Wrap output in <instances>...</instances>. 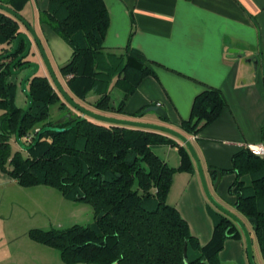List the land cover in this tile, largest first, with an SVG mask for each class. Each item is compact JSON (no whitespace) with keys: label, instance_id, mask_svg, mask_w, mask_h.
I'll list each match as a JSON object with an SVG mask.
<instances>
[{"label":"trees","instance_id":"trees-1","mask_svg":"<svg viewBox=\"0 0 264 264\" xmlns=\"http://www.w3.org/2000/svg\"><path fill=\"white\" fill-rule=\"evenodd\" d=\"M3 2L20 12L28 0ZM39 19L72 48L70 60L60 69L70 93L85 100L94 92L98 109L123 110L125 102L117 109L112 105L110 86L116 76L114 84L125 91L126 100L145 77L154 74L136 51L129 52L127 61L120 58L117 66L108 63L102 68L98 60L104 57L110 24L103 0H50ZM20 25L16 17L0 10V55L12 49ZM24 50L21 40L16 55L0 59V170L24 187L58 189L68 200L90 204L95 213L92 225L32 228L29 237L59 250L66 264H222L219 253L225 241L238 237L241 228L221 213L209 243L201 245L191 233L188 222L168 202L174 174L193 170L190 152L180 148L182 163L175 168L154 150L160 144L177 145L171 135L87 118L71 129L45 131L31 150L13 149L12 139L25 108L15 101L19 75L11 73L10 66ZM28 89L34 102L20 131L25 143L44 127L65 128L80 116L73 118L63 101L59 105L62 122L52 120L50 107L61 97L47 76L32 77ZM226 104L220 89L203 91L194 100L190 118L181 122V130L198 134L221 115ZM67 115L73 119H64ZM227 171L237 172L230 188L237 195L235 208L248 221L257 220L256 230L254 222H249L264 259V158L243 149L234 155L233 168L222 170ZM216 175L212 172L214 179ZM243 176L249 178L248 184Z\"/></svg>","mask_w":264,"mask_h":264},{"label":"crops","instance_id":"crops-1","mask_svg":"<svg viewBox=\"0 0 264 264\" xmlns=\"http://www.w3.org/2000/svg\"><path fill=\"white\" fill-rule=\"evenodd\" d=\"M103 1L110 24L103 43L104 57L98 60L100 65L120 62V58L125 62L129 52L136 51L154 70L126 100L125 91L114 84L118 77L114 78L110 86L112 105L117 109L125 102L116 117L166 125L186 135L200 157L212 194L221 204L234 209L237 195L230 188L237 172L222 170L233 168L234 155L247 144L264 140V0ZM49 2L28 0L19 13L34 25L40 22V10L46 9ZM21 26L20 30L26 32ZM231 48L243 53H230ZM210 88L222 91L226 107L198 134H187L180 124L190 118L196 96ZM155 104L166 109L169 121L153 112L135 116ZM174 139L177 145L160 144L154 150L159 149L156 152L177 168L182 163L180 148L187 147ZM189 160L193 170L174 174L168 202L179 210L200 244L205 245L212 239L216 219L222 212L209 203L190 153ZM209 168L222 172L217 187V175L214 179ZM3 176L11 179L0 170V183ZM243 178L248 184L249 178ZM175 188L178 194L172 198ZM4 199L0 189V264H66L59 250L51 251L49 246L13 232L9 202ZM239 217L247 224L253 240L257 239L252 224ZM239 233L225 241L219 253L221 263L250 264L241 229ZM255 262L260 264L256 259Z\"/></svg>","mask_w":264,"mask_h":264},{"label":"rangeland","instance_id":"rangeland-1","mask_svg":"<svg viewBox=\"0 0 264 264\" xmlns=\"http://www.w3.org/2000/svg\"><path fill=\"white\" fill-rule=\"evenodd\" d=\"M21 25L23 26V29L27 30L26 26H24L22 23ZM33 27L35 28L38 38L40 40V45L35 40L33 41L35 46L32 47L28 59L40 64V70L37 75L47 76L48 80L50 81V83L53 85V87L61 97L58 103L50 107L51 118L56 122L62 120V117H60L61 111L59 110V105H61L63 101L67 103L65 109H71V114L73 115V118H75V116L80 115V112L76 108L72 107L58 91L56 85L53 82L50 69L47 65V61H48L49 65L51 66L54 73L61 81L65 89L69 92L70 95H72V93H70L68 89L66 79L62 76L60 70L61 67L70 60L72 49L48 25H43L40 22H36L33 25ZM26 32H28V30ZM41 48L44 50L45 55L43 54ZM118 64L119 62L116 63L114 62V60L113 62H111V65L113 66H117ZM102 68H104L103 65ZM24 74L25 72L19 74V86H18L19 92H17L16 94L15 101L17 105L26 108L28 105V99L25 96V94L22 92L20 86L21 79L23 78ZM73 98L83 107H86L89 110L96 112L98 114L112 116V117L119 116L118 111H110V110L108 111V110H102L96 108L94 106V101L98 97L94 92L90 93L88 95V98H86L85 100H81L75 96H73ZM1 112L2 111H0V114ZM39 129L40 128H37L36 131H38ZM32 142H33V138L30 139L27 142V144H30ZM12 146L14 150H16L17 147H19L18 143L15 141V138L12 139ZM156 151L160 152L159 149H156ZM3 177H4L3 182L0 183L1 184L0 189L5 194L4 201L9 202L11 229H13L14 233H17L21 236L26 235L28 241H29L28 232L32 228H42V229L68 228L74 224H81L85 226L94 224L95 213L93 207L90 204L84 202H73L71 200H68L63 196L60 190L49 186L35 185L30 187H23L19 185L17 182H15L13 178L8 180L9 179L8 176H3ZM176 192L178 194V188H175L172 198L176 196L175 194ZM209 203L213 205L210 200ZM231 211L236 213L238 216L240 215L244 217L242 214L238 212L236 208L232 209ZM244 241L247 247L246 239ZM253 242H254L253 250L255 254V259L258 261V263L264 264L263 259L261 258L260 247L257 239L254 238ZM47 249H52L51 251H56L59 253V251L56 250L55 248L47 247ZM246 255H248L247 248H246ZM222 264H228V263H222Z\"/></svg>","mask_w":264,"mask_h":264},{"label":"water","instance_id":"water-1","mask_svg":"<svg viewBox=\"0 0 264 264\" xmlns=\"http://www.w3.org/2000/svg\"><path fill=\"white\" fill-rule=\"evenodd\" d=\"M3 1L4 0H0V9L11 14L12 16L16 17L24 26H26L28 32H20L15 39V42H14L12 49L3 55H0V59L9 58V57L16 55L17 51L19 49V45H20L21 40H24L26 43L25 50L21 54H19L16 57V59L11 63L10 70H11V73H13L15 75H19L24 70L31 68V67L33 68L31 71H29L22 78L21 84H20L22 92L25 94V96L28 99V105L25 108V110L23 111V113L19 119L17 130L15 133V139H16V142L18 143L19 147H21L23 150H26V151L31 150L32 148H34L36 146V144L38 143V141L40 139L41 134L44 133L45 131H47V130L59 131V130H64V129H71V128L75 127L79 122H81L87 118H91V119H94L97 121H102V122H106V123H110V124H118V125H126V126H133V127H139V128H147V129H152V130H156V131H160V132H164L166 134L172 135L173 137H176L177 139L182 141L185 144V146L187 147V149L189 150L190 154L192 155V157L196 163V166H197V169L199 172V176H200V179L202 182V186H203V189H204V192H205L207 198L211 201V203L217 209H219L223 214L230 217L241 228V230L245 236V239H246V244H247L246 248H247V254H248V259L250 261V264H256L255 259H254L253 238L251 235V231L249 230L247 224L245 223V221L241 217H239L236 213H234L229 208H227L226 206L221 204L214 197V195L212 194L211 189L209 187V184H208V181L206 178V174H205V170H204V167H203L202 162L200 160V157H199L194 145L192 144L191 140L186 135H184L180 131H178L174 128H171L169 126H166V125L151 123V122H144L141 120L122 119V118H116V117H112V116L102 115V114H98L96 112H93L86 107H83L68 93V91L65 89V87L63 86L61 81L58 79V77L54 73L53 69L51 68V66L49 65L47 60H46L47 65L50 69V73H51L53 82L56 85L58 91L61 93V95L64 97V99L72 107L76 108L80 112V116L77 119H75L69 126H67L65 128H62L59 126H47V127L40 129L38 131V133L35 135V139H34L33 143H31V144H27L23 141V139L21 137V132H20L21 127H22V123H23L25 116L31 111V109L33 107V102H34L33 97H32V95L28 89V82L32 77H34L38 74V72L40 70V64L37 62H34V61H29V62L23 63L18 68H16V67L25 58H27L29 56L30 51H31L32 46H33V41L35 40L40 45V40L38 38V35H37L36 30L33 27V25L30 22H28L19 12L15 11L14 9H12L8 5H6ZM42 52L45 55L43 49H42ZM229 52L230 53H240V54L243 53V51H241L237 48H231L229 50ZM256 64H257V62H255V65ZM149 112H153L156 115L163 118L164 120L169 121V116H168L166 109L160 104L150 105V106L146 107L145 109H143L142 111H140L137 114V117L140 118ZM65 118L73 119L69 115L64 117V119ZM61 122H62V120H59L56 122V124H59ZM209 171L215 172L217 174V179H216L215 184H214V187H217L221 181L222 172H221V170L215 169V168H209ZM249 221L254 222L255 230H256L258 227L257 220L255 218H250ZM187 251H188V248L186 246L185 250H184V256L186 258L188 256Z\"/></svg>","mask_w":264,"mask_h":264},{"label":"built area","instance_id":"built-area-1","mask_svg":"<svg viewBox=\"0 0 264 264\" xmlns=\"http://www.w3.org/2000/svg\"><path fill=\"white\" fill-rule=\"evenodd\" d=\"M34 136L35 134H31L30 136L27 137V140L29 141ZM245 149L249 150L254 155L264 157V140L255 144H247L245 146Z\"/></svg>","mask_w":264,"mask_h":264},{"label":"flooded vegetation","instance_id":"flooded-vegetation-1","mask_svg":"<svg viewBox=\"0 0 264 264\" xmlns=\"http://www.w3.org/2000/svg\"><path fill=\"white\" fill-rule=\"evenodd\" d=\"M22 32V31H21ZM24 41V40H23ZM24 43H25V41H24ZM34 44V43H33ZM25 47H26V43H25ZM31 52V51H30ZM30 55V54H29ZM29 61H31V60H29L28 59V57L27 58H25L23 61H22V63H20V64H18V66L16 67V68H18V67H20L23 63H25V62H29ZM33 68L31 67V68H28V69H26V70H24L23 72H21V73H24L25 72V74H24V76L29 72V71H31ZM23 76V77H24ZM22 80V79H21Z\"/></svg>","mask_w":264,"mask_h":264}]
</instances>
